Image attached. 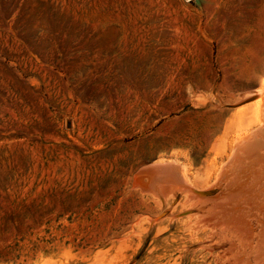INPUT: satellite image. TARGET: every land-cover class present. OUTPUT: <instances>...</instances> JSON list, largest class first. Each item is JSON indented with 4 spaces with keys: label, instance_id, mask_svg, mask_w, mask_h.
Wrapping results in <instances>:
<instances>
[{
    "label": "rangeland",
    "instance_id": "obj_1",
    "mask_svg": "<svg viewBox=\"0 0 264 264\" xmlns=\"http://www.w3.org/2000/svg\"><path fill=\"white\" fill-rule=\"evenodd\" d=\"M263 86L264 0H0V264H235L137 176L206 190Z\"/></svg>",
    "mask_w": 264,
    "mask_h": 264
},
{
    "label": "bare ground",
    "instance_id": "obj_2",
    "mask_svg": "<svg viewBox=\"0 0 264 264\" xmlns=\"http://www.w3.org/2000/svg\"><path fill=\"white\" fill-rule=\"evenodd\" d=\"M255 97L252 104L254 127L238 132L232 141L229 160L216 167L215 182L207 184L206 190L195 191L193 180L177 161L154 163L137 176V180L147 178L140 184L141 192L150 194L160 203L172 200L178 191L186 195L187 203L194 200L187 211L196 214V228L211 227L219 243L229 246L227 250L232 258L229 261L235 264H264V86L246 99ZM217 190L221 192L213 198ZM235 220L253 226L250 231L243 232L234 227ZM221 257L223 260L224 256Z\"/></svg>",
    "mask_w": 264,
    "mask_h": 264
},
{
    "label": "water",
    "instance_id": "obj_3",
    "mask_svg": "<svg viewBox=\"0 0 264 264\" xmlns=\"http://www.w3.org/2000/svg\"><path fill=\"white\" fill-rule=\"evenodd\" d=\"M142 169H143V168H142ZM142 169H141V170H142ZM141 170H140V171H141Z\"/></svg>",
    "mask_w": 264,
    "mask_h": 264
}]
</instances>
